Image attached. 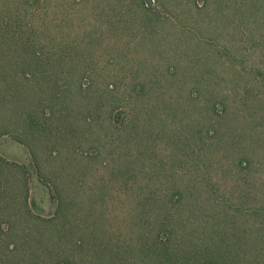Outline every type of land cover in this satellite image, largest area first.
<instances>
[{
    "label": "rangeland",
    "instance_id": "obj_1",
    "mask_svg": "<svg viewBox=\"0 0 264 264\" xmlns=\"http://www.w3.org/2000/svg\"><path fill=\"white\" fill-rule=\"evenodd\" d=\"M251 1L257 8L264 4L0 0V16L10 9L13 18L42 26L45 49L67 54L49 80L61 89V107L71 109V126L60 124L66 129L62 149L40 152L37 167L17 139L0 136V155L19 164L21 176L26 173L31 213L63 215L65 226L76 230L73 238H50V244L60 242L69 254L72 239L82 236L91 246L120 244L125 251V236L136 235L125 228L138 196L134 200L131 187H139L143 198L197 188L198 204L207 203L208 195L239 203L244 226L253 234L264 231V8L252 10ZM71 58L87 91L79 92L78 77L69 81ZM155 102L159 106L147 112ZM131 118L138 141L125 138ZM204 210L189 215L192 226L215 212ZM150 212L161 215L156 207ZM262 230L261 239L248 242L264 245ZM106 249L95 253L108 256ZM253 262L264 264V251Z\"/></svg>",
    "mask_w": 264,
    "mask_h": 264
},
{
    "label": "trees",
    "instance_id": "obj_2",
    "mask_svg": "<svg viewBox=\"0 0 264 264\" xmlns=\"http://www.w3.org/2000/svg\"><path fill=\"white\" fill-rule=\"evenodd\" d=\"M251 2L252 10L264 8L263 2L259 8ZM23 12L27 13V8ZM13 17L10 9L0 16V136L7 134L17 139L38 167L40 152L56 155L64 146L66 129L60 124L71 126L67 123L71 109L61 107L64 102H61V89L56 83L49 84L51 75L62 66V57L67 54L59 48L45 49L39 38L42 26ZM54 51L60 52L59 56ZM67 68L69 81L78 77L79 85L77 65L72 58ZM79 86V92L87 91L88 82ZM138 90L144 93L143 89ZM90 102L86 101L88 113ZM158 106L155 102L146 111L153 113ZM90 120L92 116L85 113L84 122L90 124ZM126 125L130 127L125 138L134 137L138 141L140 135L132 127L135 126L133 118ZM138 132L141 133L139 129ZM133 158L142 159L139 153ZM248 164L244 159L241 166L247 168ZM20 167L0 155V264H64V259L71 264H254L253 259L264 251V245L248 242L261 239L262 228L255 227L257 232L253 234V228L250 231L244 226V212L239 203L208 195L207 203L198 204L195 201L198 189L192 193L189 187L143 198L137 192L139 187H131L134 200L138 196L134 213L125 218V228L126 234L135 232L136 235L125 236V251L120 244L94 247L88 241L83 242L84 237L80 236L72 239L75 249L66 254L65 247L56 240H63L67 235L73 238L74 226H65V218L60 214L43 218L31 213L27 204L28 179L26 173L21 176ZM125 168L129 169L128 165ZM131 169L134 175L138 174ZM154 207L161 215L156 212L151 217L150 209L153 211ZM206 207L215 212L199 222L194 220L196 224L192 226L189 215L193 217L200 209L204 212ZM153 226L157 229L150 228ZM146 229L152 232L151 237ZM50 238L56 239L53 244ZM105 248L111 250L108 256H104L107 251L101 256L95 253L97 250L100 254ZM244 258L248 261L243 262Z\"/></svg>",
    "mask_w": 264,
    "mask_h": 264
}]
</instances>
